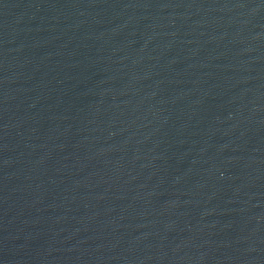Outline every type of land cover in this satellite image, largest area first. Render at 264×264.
Wrapping results in <instances>:
<instances>
[{
  "label": "water",
  "instance_id": "water-1",
  "mask_svg": "<svg viewBox=\"0 0 264 264\" xmlns=\"http://www.w3.org/2000/svg\"><path fill=\"white\" fill-rule=\"evenodd\" d=\"M0 190L72 264H264V0H0Z\"/></svg>",
  "mask_w": 264,
  "mask_h": 264
}]
</instances>
